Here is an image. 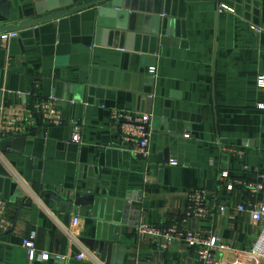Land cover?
I'll use <instances>...</instances> for the list:
<instances>
[{"label": "crops", "instance_id": "1", "mask_svg": "<svg viewBox=\"0 0 264 264\" xmlns=\"http://www.w3.org/2000/svg\"><path fill=\"white\" fill-rule=\"evenodd\" d=\"M46 1L12 0V23L39 17L35 5ZM159 17L157 36L137 20L96 33L91 10L0 36V106L25 111L35 97L52 98L61 118L38 123L22 154L0 148V197L12 222L0 233V264L116 263L115 249L107 263L84 239L124 246L121 264H196L178 241L160 250L138 239L137 226L179 225L190 190L234 206L242 194L224 191L220 173L255 180L264 171V89L256 85L264 0H161ZM8 23L0 14V25ZM112 110L150 116L146 160L123 149ZM52 197L71 201L69 212ZM188 227L243 248L257 230L249 216L216 209ZM30 236L32 261L22 246ZM237 264L258 259L245 254Z\"/></svg>", "mask_w": 264, "mask_h": 264}, {"label": "built area", "instance_id": "2", "mask_svg": "<svg viewBox=\"0 0 264 264\" xmlns=\"http://www.w3.org/2000/svg\"><path fill=\"white\" fill-rule=\"evenodd\" d=\"M219 10L231 9L219 5ZM258 33L260 29L251 27ZM16 37V33L1 35L2 40ZM152 75L155 68L150 69ZM256 85L264 89V74L256 77ZM262 107H264L262 105ZM14 115L12 118L11 115ZM111 120L115 124L123 149L127 150L134 158L146 160L149 156V143L152 137L150 116L147 114L133 115L126 111L112 110ZM46 127L58 126L61 124L59 112L56 110V100L34 98L29 110H18L12 107L0 106V140L12 136L25 137L38 123ZM233 152V151H232ZM241 156V152H233ZM170 164H175L172 161ZM223 190L228 193H241L242 201L236 205H227L210 200L207 191L202 189L190 190L187 195V205L179 225L171 226L168 229H159L145 223L136 228V237L146 238L155 244L160 250H165L167 243L175 240L192 250L196 264H237L243 255L248 254L258 259V264H264V171L259 172L255 180L236 179L230 177L227 172H221L218 178ZM7 202L0 197V233L8 232L12 222L8 217ZM218 210L221 215L228 213L242 214L249 216V221L255 227L256 233L250 236L247 248L234 247L220 237L212 235L208 231H194L188 227L192 219L206 220L212 210ZM29 260H34L37 255L34 237L30 236L22 241ZM38 257L42 261L49 258L47 253H40Z\"/></svg>", "mask_w": 264, "mask_h": 264}, {"label": "water", "instance_id": "3", "mask_svg": "<svg viewBox=\"0 0 264 264\" xmlns=\"http://www.w3.org/2000/svg\"><path fill=\"white\" fill-rule=\"evenodd\" d=\"M12 0H0V14L9 23L7 25H0V36L10 32H17L19 35L31 28H37L41 24L54 22L61 18L71 16L86 10H91L95 20V25L98 28H117L125 30L127 23L132 20L138 22L146 21L151 24V33L155 36L159 34L158 21L160 15L161 0H92L90 2L76 5L79 0H49L35 5L36 15L39 17L24 19L17 23H12L10 14V2ZM73 5V6H72ZM72 6V7H70ZM48 15H42L45 12ZM42 15V16H41ZM128 21V22H127ZM26 137L12 136L2 140L0 148L5 152L7 148L11 149L12 153L22 154ZM54 201L67 207L68 212L71 207V201H63L57 197H52ZM92 198H79L73 202L74 206L90 205ZM84 245L91 251L101 255L102 259L110 260L111 249L116 250V263L121 264L125 247L115 245L112 243H102L95 240L84 239Z\"/></svg>", "mask_w": 264, "mask_h": 264}]
</instances>
